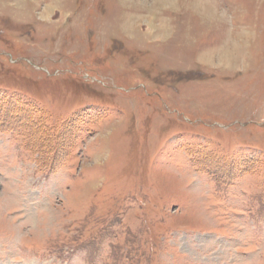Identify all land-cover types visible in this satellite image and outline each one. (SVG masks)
Masks as SVG:
<instances>
[{
  "label": "rangeland",
  "instance_id": "obj_1",
  "mask_svg": "<svg viewBox=\"0 0 264 264\" xmlns=\"http://www.w3.org/2000/svg\"><path fill=\"white\" fill-rule=\"evenodd\" d=\"M0 98V264H264V0H0Z\"/></svg>",
  "mask_w": 264,
  "mask_h": 264
},
{
  "label": "trees",
  "instance_id": "obj_2",
  "mask_svg": "<svg viewBox=\"0 0 264 264\" xmlns=\"http://www.w3.org/2000/svg\"><path fill=\"white\" fill-rule=\"evenodd\" d=\"M3 102H5V101H3ZM3 102H2V98H0V131L7 132L9 130H13L16 127L15 123H22L23 121L21 119L17 120L16 117H18V116H16L17 115L16 111L14 113H12V115L9 114V110H7V109H9V106L6 109L2 108L5 105V104L4 105L2 104ZM11 116H13L12 119L14 120V126L10 125V121L9 120H10ZM25 125H26V123H25ZM55 164H60V163L57 162V158L52 163L48 162L47 165H49L48 166L49 167V171H51V167L53 165H55Z\"/></svg>",
  "mask_w": 264,
  "mask_h": 264
}]
</instances>
